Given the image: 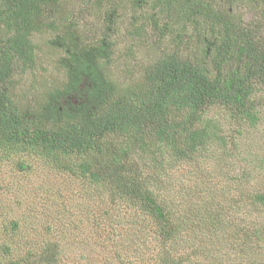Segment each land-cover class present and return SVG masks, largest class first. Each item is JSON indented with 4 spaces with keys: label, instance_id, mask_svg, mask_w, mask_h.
I'll return each instance as SVG.
<instances>
[{
    "label": "trees",
    "instance_id": "trees-1",
    "mask_svg": "<svg viewBox=\"0 0 264 264\" xmlns=\"http://www.w3.org/2000/svg\"><path fill=\"white\" fill-rule=\"evenodd\" d=\"M246 8L255 19H244L241 10ZM90 12L99 17L86 26L83 16ZM0 22L13 30L10 36L2 31L0 39V161L7 153L14 155L17 169L24 171L30 164L22 151L32 147L33 154L45 156L47 164L54 162L57 170L76 175L67 157L78 153L83 159L79 174L90 185L106 188L110 195L118 187L124 195L118 205L138 209L137 217L145 215L142 228L120 218L99 223L105 236L109 222L126 224L123 234L130 240L122 234L108 243L123 264H188L193 253L204 252L207 236L195 232L193 224L204 222L199 228L208 226L210 235L222 234L209 206L193 202V208L187 212L184 207L185 215L174 221L173 208L156 200L149 189L160 179V168L167 167L164 151L161 161L151 160L159 171H152L150 165L146 173L130 170L123 159L135 143L146 149L141 142L146 138L156 141V150L179 149L180 156L218 139L239 156V129L248 121L250 126L259 123L264 108L259 103L264 97V0H0ZM149 32L157 46L174 43L176 47L162 51L135 83L120 84L113 59L116 50L121 52L118 45H131L126 41L129 35L141 46ZM38 35L44 44L58 49L53 64L62 77L53 82L43 77L42 90L27 101L26 95L13 89V81L17 70L33 66ZM128 52H124L127 57ZM213 105L228 108L223 111L232 113L241 126L229 136L217 135L214 122L204 117ZM90 150L105 157L94 162L87 156ZM27 155H32L30 150ZM249 197L246 206L263 212L264 190ZM240 202H219L218 209L223 215L235 207L236 211L247 208ZM248 215L244 213L241 220ZM8 224L0 243L4 258L0 264H68L64 247L51 231L43 237L32 233L33 244L27 247L24 238L31 233L18 221ZM132 224L137 226L131 230ZM245 225L234 227L238 239L234 236L236 243L222 255L235 254L234 264H251L252 249L246 246L251 239H262L263 233L250 232V224ZM183 229L193 230L195 239L181 240ZM143 230H150V235L143 236ZM135 240L141 251L134 248ZM141 255L147 259L139 260Z\"/></svg>",
    "mask_w": 264,
    "mask_h": 264
},
{
    "label": "rangeland",
    "instance_id": "rangeland-1",
    "mask_svg": "<svg viewBox=\"0 0 264 264\" xmlns=\"http://www.w3.org/2000/svg\"><path fill=\"white\" fill-rule=\"evenodd\" d=\"M246 10L248 9L241 10L246 21L256 18L253 16V12ZM236 12L239 13L238 10ZM78 15V18L82 19L81 14ZM98 17L99 15L94 12L84 13L83 21L86 22V26H90L97 21ZM2 31L3 35L8 36L13 32L12 29L3 26V23L0 22V39ZM150 34V32L147 33L142 39L141 46H138V41H134L135 39L133 40L129 35H126V41L131 45H118L121 52L116 50L113 59L116 79L120 84L135 83L142 77L146 67L162 51H172L176 47L174 43L157 46L156 37ZM42 35L34 36L37 41V50L33 66L25 68L24 71L17 70L14 76L13 89L26 95L23 100L28 101V97H32L42 90L43 77L51 82L55 78L58 80L62 77L61 71L53 64L54 55L58 53V49L44 44ZM126 51H130L128 57L124 53ZM120 54L121 59L119 58ZM211 67L213 66L210 65ZM262 102L264 103V97L259 101V103ZM218 107V105L208 107L204 117L214 122L217 135L229 136L241 124L238 125L228 110L226 113L223 111L228 108L219 109ZM260 120L255 126H250L248 121L239 129L242 134L236 139V143L239 144V156L232 153L229 144H223L218 139L214 143H210L209 146L187 152L186 156H180L179 149L173 151L169 150L170 148L160 147L156 150L158 147L156 141L146 138L141 140L146 149L135 143L130 154L123 159L124 164L130 170L134 167L139 172H145L150 165L152 171H159L151 160L154 158V161H161V153L164 151L167 167L163 170L160 168V179L150 183L155 185L150 186L149 189L156 200L168 204L171 209L173 208L172 219L174 221L184 214L185 208L189 212L195 205L193 202L209 206L208 210L215 223L221 227L222 234L219 235L221 237L210 235L211 231L208 226L199 228V225L204 222H197L199 225L193 224L192 229L196 230L195 232L207 237L204 242V252L193 253L188 264H216L215 262L220 257L222 261L219 259V264H234L232 261L235 254L231 253L224 257L222 255L236 243V240L233 239L235 236L233 233L236 230L234 227L245 224V226L250 224L251 227H247L250 232L255 233L256 230H259L263 233L260 242L251 239V242L246 246L248 251L252 249L249 251L251 253L250 263L259 264L264 261V211L256 209L255 213V210L250 208L251 205L249 204L247 207L245 203V201L250 203L249 196L252 192L254 193L258 189L264 190V108ZM131 139L135 140L136 138L134 136ZM181 147L184 148L183 145ZM29 150L32 153L31 156L27 155ZM33 150L32 147L30 149L26 147L22 151L24 152L23 158L27 157L30 164L24 171L17 169L14 155L7 153L4 161H0V243L5 236L3 233L10 229L8 223L11 220L18 221L22 223L21 226L25 228V231L31 233L24 238L27 247L33 244L32 233L43 237L51 231L52 237L55 235L60 245L64 247L65 260L68 264H123L121 258H116V251L108 243L112 242L111 237H120L126 232L123 226L126 224L121 223L122 225L118 226L109 222L108 233H105L106 237L104 234H100L99 223L103 224L105 219L115 221V218H120L138 225L132 224L131 230L136 226L142 228L141 220L145 218L144 213L137 217L138 209L127 210L122 205H118L124 201V195L118 187L113 188L112 195L114 196H112L106 188L96 189L94 185H90L87 178L79 174L78 164L83 159L78 157V153H72L67 157L69 160L67 162L74 169L76 175L71 174L70 171L66 175V172L56 169L54 162L47 164L45 156L33 154ZM87 156L95 162L96 160L101 161L105 154H101L97 150L94 152L90 150ZM211 201L214 204H211ZM231 201H241L240 205H245L247 208L241 209L240 212L236 211L235 207L232 212L227 211L228 214L221 215L218 203L228 204ZM246 212H249V217L242 221L241 217ZM205 213V217L210 214L208 211ZM254 217H256V221L252 219ZM184 227L185 225L182 228ZM193 230H181V240L195 239ZM143 232L141 234L146 235L147 231L143 230ZM126 235L122 236L125 237V240H130ZM147 235H150V230ZM103 236L106 237L104 240ZM235 237L238 239V236ZM137 241H132V243L136 246L134 248L138 249L140 244ZM152 242L155 243L154 240ZM125 252L128 254L129 250ZM233 252L236 253V251ZM121 254L126 257L123 251ZM145 259L147 257L144 255L139 258V260ZM3 260L4 258H0V262Z\"/></svg>",
    "mask_w": 264,
    "mask_h": 264
}]
</instances>
